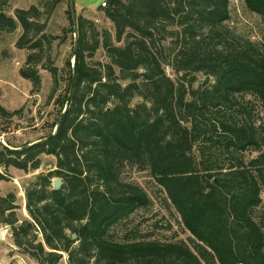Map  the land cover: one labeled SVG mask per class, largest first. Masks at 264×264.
<instances>
[{
	"label": "trees",
	"instance_id": "obj_1",
	"mask_svg": "<svg viewBox=\"0 0 264 264\" xmlns=\"http://www.w3.org/2000/svg\"><path fill=\"white\" fill-rule=\"evenodd\" d=\"M9 1L0 0V37L22 27L17 47L36 52L20 73L39 93L36 65L54 38L39 8L13 18L4 9ZM241 1L261 18V42L231 26L233 0H108L100 10L114 37L77 18L75 63H68L54 133L0 151L6 170L36 171L44 155L57 160L55 171L25 190L31 221L19 222L15 195H0V224L12 228L26 256L38 264H60L63 254L69 264H264V119L257 114L264 109V0ZM100 37L104 65L88 62ZM49 71L50 102L60 73ZM198 75L207 78L201 86ZM135 98L142 103L133 107ZM19 113L0 105L5 121ZM124 169L147 173L154 187L123 181ZM53 177L63 182L59 190ZM161 198L189 242L141 229Z\"/></svg>",
	"mask_w": 264,
	"mask_h": 264
},
{
	"label": "rangeland",
	"instance_id": "obj_2",
	"mask_svg": "<svg viewBox=\"0 0 264 264\" xmlns=\"http://www.w3.org/2000/svg\"><path fill=\"white\" fill-rule=\"evenodd\" d=\"M54 0H10L8 5L4 7L5 13L16 18L15 11L18 9L29 10L33 6L39 8L44 13L43 21L46 22V33L54 38L51 51L48 52L36 67L41 78V89L39 93L33 92V85L30 81L21 76V70L28 68L27 57L36 51L26 47L19 49L17 42L23 34V29L18 26L17 30L11 34H4L0 37V105L9 112L20 113L13 118L5 121L0 118V151L3 147L11 149H21L23 146L30 145L35 141L54 133L55 123L58 122L63 108L64 96L67 93L69 81V65L74 66L75 57V34L70 12L69 0H61L58 4L53 5ZM108 0H75L76 18L83 16L95 23L100 35L104 31H109L115 36L113 24L105 17L100 7L103 2ZM54 6V7H53ZM52 8V11L50 10ZM51 11V12H50ZM231 26L240 34L250 37L255 42L262 41L261 35V18L256 14L246 11L241 0H233L232 2V21ZM100 47L93 57L88 58V62L92 64L109 62L106 51L102 46V37H100ZM49 67L59 69V87L53 100L49 102L50 94L54 88V78L49 71ZM167 74L176 79L177 76L173 70L167 68ZM198 85L205 83L207 78L198 75ZM202 81L200 84L199 82ZM212 83L209 79L208 85ZM197 87V86H196ZM142 103L140 98H135L132 106L136 107ZM65 110V107L64 109ZM258 118L264 119V109L257 108ZM41 167L36 171L24 172L22 170L10 167L5 169L0 166V173L6 177L0 181V195L7 197L10 194L16 196L15 204L16 217L20 223L31 221L32 218L27 210V199L25 190L34 183L41 175H48L56 170L57 160L54 156L44 155L41 157ZM52 178V186L54 180ZM121 179L126 182H137L150 187L151 179L147 173H138L135 170L124 169ZM163 200L157 201L154 206V214L146 218L141 229L146 232H156V235L164 240L190 241L191 235L184 230L180 220L174 213L163 208ZM141 219H136L134 224H139ZM159 222L162 229L156 230L154 224ZM131 227V225H129ZM0 264H38L35 260L26 256L22 250L16 246L12 234V228L7 224H0ZM39 241H42L41 235ZM60 264H69L67 254H63Z\"/></svg>",
	"mask_w": 264,
	"mask_h": 264
},
{
	"label": "water",
	"instance_id": "obj_3",
	"mask_svg": "<svg viewBox=\"0 0 264 264\" xmlns=\"http://www.w3.org/2000/svg\"><path fill=\"white\" fill-rule=\"evenodd\" d=\"M69 5H70L71 16H72L73 29H74V32L76 34V32H77V18H76V10H75V0H69ZM76 48H77V41H75L74 55L76 53ZM73 77L75 78V72H74ZM199 83L201 84L202 81H200ZM71 90H72V88H71ZM65 111H66V108H65L64 112ZM60 119H61V116H60ZM0 141H2L1 137H0ZM62 184H63V182L61 179L54 180V190H59L62 187ZM0 234H1V228H0ZM72 238H73V240H76L77 235L73 234Z\"/></svg>",
	"mask_w": 264,
	"mask_h": 264
},
{
	"label": "built area",
	"instance_id": "obj_4",
	"mask_svg": "<svg viewBox=\"0 0 264 264\" xmlns=\"http://www.w3.org/2000/svg\"><path fill=\"white\" fill-rule=\"evenodd\" d=\"M107 5V2L102 3V7H105Z\"/></svg>",
	"mask_w": 264,
	"mask_h": 264
}]
</instances>
